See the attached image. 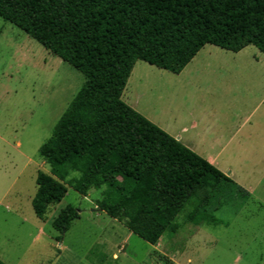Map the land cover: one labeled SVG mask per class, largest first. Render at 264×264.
I'll list each match as a JSON object with an SVG mask.
<instances>
[{
	"label": "trees",
	"instance_id": "trees-1",
	"mask_svg": "<svg viewBox=\"0 0 264 264\" xmlns=\"http://www.w3.org/2000/svg\"><path fill=\"white\" fill-rule=\"evenodd\" d=\"M0 16L85 77L39 149L50 167L32 200L40 220L68 187L84 197L105 188L98 208L156 245L178 233L187 205L196 225H219L213 211L231 193L250 195L122 94L138 61L180 74L207 44L264 54V0H0ZM80 218L68 205L53 228L64 235Z\"/></svg>",
	"mask_w": 264,
	"mask_h": 264
},
{
	"label": "rangeland",
	"instance_id": "rangeland-1",
	"mask_svg": "<svg viewBox=\"0 0 264 264\" xmlns=\"http://www.w3.org/2000/svg\"><path fill=\"white\" fill-rule=\"evenodd\" d=\"M249 64L264 78V54L252 45L236 54L207 44L180 76L136 63L123 102L150 116L167 118L170 112L176 120L193 105L197 115L214 123L208 132L199 130L200 139L209 148L218 139L214 148L222 150L225 174L233 179V171L247 186L260 181L254 197L233 192L213 211L221 224L196 225L187 205L176 220L178 233H166L151 245L98 208L105 188L84 197L68 187L44 221L35 214L38 173L50 172L39 149L85 77L0 16V259L7 264H264V87L249 76ZM139 92L144 93L140 106ZM68 205L81 218L61 235L53 221Z\"/></svg>",
	"mask_w": 264,
	"mask_h": 264
},
{
	"label": "crops",
	"instance_id": "crops-1",
	"mask_svg": "<svg viewBox=\"0 0 264 264\" xmlns=\"http://www.w3.org/2000/svg\"><path fill=\"white\" fill-rule=\"evenodd\" d=\"M240 52H238V53H240ZM232 53H234V52H232ZM238 53H236V54H238ZM185 70H186V68L183 71H185ZM246 70H247V68H246ZM183 71L180 74H176V75L180 76L183 73ZM247 72H248L249 76L255 80V82H257L260 85H263V87H264V83L262 84V80H264V78H263V76H262V74L258 68L254 67V65H252V64H249V68H248ZM143 97H144V93L139 92V106H140V100ZM185 111H186L185 116L182 118L179 117L180 119L176 120L175 116L173 114H170V112L167 113V115H168L167 118H162L158 115L150 116L146 113V111H141L139 109V113L141 115L146 117L148 120H150L152 123H154L155 125H157L161 129L166 131L168 134H170L174 138H177L178 140H180V142L182 144H184L186 147L191 149L193 152H195L196 154H198L202 158L209 161L211 164H213L215 167H217L220 171H222L225 174L227 171H225L226 169H224L223 164H222L223 161H221V159H220V156L222 154V150L216 151V149L214 148V147H216V142H218L217 141L218 139H215L216 140L215 143H211L210 146L212 148H209V144H206V145H208V146H206L203 143V140L200 139L201 132H199V130L202 128L206 132H208L211 128H213L212 126L214 123L207 120L204 116L197 115L196 111H194V109H193V105H187L185 107ZM176 123L179 124L178 129L175 127ZM191 132L196 133V135L193 136L192 134H190ZM229 174L231 175V177H233V179H235L234 175H233V171H230ZM234 182L237 183L239 186H241L244 190H246L251 195V197H254L255 188L260 183V181L257 182L256 186L253 187L254 184L247 186L244 183H242L241 181L236 180V179Z\"/></svg>",
	"mask_w": 264,
	"mask_h": 264
}]
</instances>
